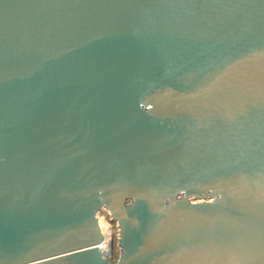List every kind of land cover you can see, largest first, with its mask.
<instances>
[{
    "label": "water",
    "instance_id": "95a60500",
    "mask_svg": "<svg viewBox=\"0 0 264 264\" xmlns=\"http://www.w3.org/2000/svg\"><path fill=\"white\" fill-rule=\"evenodd\" d=\"M0 264H264V0H0Z\"/></svg>",
    "mask_w": 264,
    "mask_h": 264
},
{
    "label": "bare ground",
    "instance_id": "6f19581e",
    "mask_svg": "<svg viewBox=\"0 0 264 264\" xmlns=\"http://www.w3.org/2000/svg\"><path fill=\"white\" fill-rule=\"evenodd\" d=\"M99 217H98V223H99V226L101 228V231L106 233V235L104 236L103 240L100 242V250L103 251V253L107 254V253H109V250H108L109 247H108L107 240L110 238L111 229L109 227L110 225L107 222V220L103 219L102 217H101L102 218L101 219Z\"/></svg>",
    "mask_w": 264,
    "mask_h": 264
},
{
    "label": "rangeland",
    "instance_id": "374dc122",
    "mask_svg": "<svg viewBox=\"0 0 264 264\" xmlns=\"http://www.w3.org/2000/svg\"><path fill=\"white\" fill-rule=\"evenodd\" d=\"M103 215L105 216V211H104V210H102V211L100 210V212H98V217L100 216L99 218H101V217L103 218ZM102 218H101V219H102ZM107 222H108V221H107ZM109 222H110V224H111V226H112L113 235L116 237V226H115V223L112 222V221H109ZM109 222H108V223H109ZM114 236H113V237H114ZM115 240H116V239H115ZM115 240H114V241H115ZM114 251H115V255H114V258H115V257L117 256V252H118V251H117L116 248L114 249ZM113 260H114V259H113ZM113 260H112V261H113Z\"/></svg>",
    "mask_w": 264,
    "mask_h": 264
},
{
    "label": "built area",
    "instance_id": "2783aa9c",
    "mask_svg": "<svg viewBox=\"0 0 264 264\" xmlns=\"http://www.w3.org/2000/svg\"><path fill=\"white\" fill-rule=\"evenodd\" d=\"M102 210H104V209H102ZM101 210V211H102ZM105 211V216L103 215V219H105V220H107L108 222L109 221H111L109 218H108V212L106 211V210H104ZM109 227H110V229H111V232H110V237L113 235V230H112V226H111V224H110V222H109ZM116 230H117V228H116ZM103 232V231H102ZM103 235L105 236L106 235V233L105 232H103ZM108 235V234H107ZM114 236V235H113ZM110 239V238H109ZM109 239L107 240V243L109 242Z\"/></svg>",
    "mask_w": 264,
    "mask_h": 264
},
{
    "label": "flooded vegetation",
    "instance_id": "af4514ba",
    "mask_svg": "<svg viewBox=\"0 0 264 264\" xmlns=\"http://www.w3.org/2000/svg\"><path fill=\"white\" fill-rule=\"evenodd\" d=\"M114 255H115V251H114Z\"/></svg>",
    "mask_w": 264,
    "mask_h": 264
},
{
    "label": "trees",
    "instance_id": "16d2710c",
    "mask_svg": "<svg viewBox=\"0 0 264 264\" xmlns=\"http://www.w3.org/2000/svg\"><path fill=\"white\" fill-rule=\"evenodd\" d=\"M115 240V239H114Z\"/></svg>",
    "mask_w": 264,
    "mask_h": 264
}]
</instances>
